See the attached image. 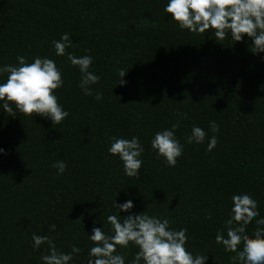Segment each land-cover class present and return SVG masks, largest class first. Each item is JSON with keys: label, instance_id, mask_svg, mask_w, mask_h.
I'll use <instances>...</instances> for the list:
<instances>
[{"label": "trees", "instance_id": "obj_1", "mask_svg": "<svg viewBox=\"0 0 264 264\" xmlns=\"http://www.w3.org/2000/svg\"><path fill=\"white\" fill-rule=\"evenodd\" d=\"M166 2L0 0V66L15 64L18 55L53 59L64 80L54 91L69 112L52 125L0 108V264H41L47 245L34 251L33 233L53 237L64 252L79 247L70 264H86L92 245L86 235L102 225L111 235L113 200L127 199L133 212L187 229L185 247L206 254V264H241L215 234L226 231L233 194H252L264 217V53L252 54L250 41H215L212 29H178L163 11ZM65 32L73 41L66 52L92 56L89 70L100 80L91 87L101 100L83 95L79 72L55 56L52 41ZM120 68L127 72L123 87L116 86ZM209 121L219 131L206 151ZM174 123L183 151L168 167L149 142ZM193 125L204 129L203 144L185 143ZM112 136L139 138L145 151L138 177L125 176L118 157L107 153ZM60 159L66 171L58 176L51 164ZM136 251L122 250L125 264Z\"/></svg>", "mask_w": 264, "mask_h": 264}, {"label": "clouds", "instance_id": "obj_2", "mask_svg": "<svg viewBox=\"0 0 264 264\" xmlns=\"http://www.w3.org/2000/svg\"><path fill=\"white\" fill-rule=\"evenodd\" d=\"M163 11L180 30L202 34L212 29L215 41H223L226 37L234 43L250 41L252 54L264 53V0H167ZM72 46L73 41L67 32L59 40L52 41L55 56L65 57L69 65L79 72L77 87L82 94L92 96L96 101L101 100V92L91 87L100 80L99 75L89 70L93 63L92 56H77L65 51ZM261 59L264 60V56ZM15 60V64L0 66V76L7 74L6 79L0 80V108L10 113L11 117L23 114L33 120L35 114L50 120L52 125L67 118L69 112L58 103L54 91L64 85L56 62L41 56H34L28 62L24 55L16 56ZM126 73L122 68L117 69L119 78L116 86H125L123 77ZM177 127L178 124L174 123L170 128L155 132L149 142L156 158L168 167L176 165L183 151V145L175 136ZM218 131L216 122L209 121L212 135L208 137L206 151L216 146ZM205 138L204 129L193 125L190 133L185 135V143L203 144ZM109 143L107 153L118 157L123 174L138 177L143 163L142 153L145 151L139 138L112 136ZM3 153L4 149L0 148V154ZM51 167L56 169L55 174L58 176L66 171V163L62 159L53 162ZM257 204V199L248 192L233 194L228 218L224 221L226 231L222 233L218 230L215 234L216 243L223 245L225 252L235 253L229 257L233 262L264 264V217L260 216ZM113 207L118 211L106 218L111 235L103 231V225L93 226L91 234H85L92 242L86 264H125L122 250L130 245L137 251L129 264H206V254L194 255L185 247L189 239L187 229L175 230L170 227L168 218L149 215L146 211L133 212L131 199L121 204L113 200ZM118 213L128 215L122 217ZM254 217L255 227L249 235L247 226ZM55 229V224L49 225L50 232ZM31 241L34 251L42 244L47 245L46 254L42 253L39 257L41 264H70L73 257L81 252L75 245L71 246L69 252L59 250L54 238L49 235L33 233ZM238 245L241 247L238 248Z\"/></svg>", "mask_w": 264, "mask_h": 264}]
</instances>
